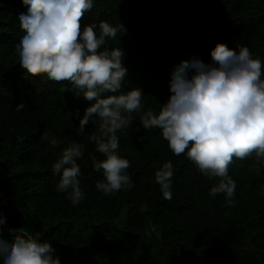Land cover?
I'll return each instance as SVG.
<instances>
[{
    "label": "trees",
    "instance_id": "obj_1",
    "mask_svg": "<svg viewBox=\"0 0 264 264\" xmlns=\"http://www.w3.org/2000/svg\"><path fill=\"white\" fill-rule=\"evenodd\" d=\"M22 0H0V212L8 229L25 230L54 248L61 264H264V161L234 160L230 206L218 182L199 172L185 155L175 156L157 129H145L137 115L118 131V154L130 161V189L105 195L96 183L103 159L93 142L78 135L79 117L92 102L66 83L22 69L15 45L24 34ZM121 23L126 32L111 43L123 50L125 90L144 92L143 111H159L182 60L213 63L217 43L249 48L264 67V0H94L83 24ZM120 37V39H119ZM111 47V45H110ZM24 104L17 111V106ZM79 111V117L76 115ZM86 131L91 133L90 123ZM47 132L56 147L41 139ZM72 142L84 145L78 158L84 199L73 205L57 191L52 166ZM171 161L170 200L155 171Z\"/></svg>",
    "mask_w": 264,
    "mask_h": 264
},
{
    "label": "clouds",
    "instance_id": "obj_2",
    "mask_svg": "<svg viewBox=\"0 0 264 264\" xmlns=\"http://www.w3.org/2000/svg\"><path fill=\"white\" fill-rule=\"evenodd\" d=\"M27 13L19 17L23 31L15 51L20 67L27 73L46 75L57 83H66L71 91L92 103L79 111L78 135L93 142L103 159L92 156V166L102 171L96 188L105 195L130 189L127 170L130 161L118 154V131L129 129L139 116L145 129H157L175 156L185 155L199 170L218 182L211 195L223 194L231 206L236 184L229 175L234 160L255 157L264 161V67L249 48L237 52L224 43L211 50L213 63L199 58L182 60L172 73L168 100L159 111H143L144 92L138 86L125 90L127 68L123 50L113 46L123 24L113 26L100 21L83 24L94 0H22ZM120 39V37H119ZM111 45V47H110ZM24 104L17 106V111ZM91 133L86 131L89 124ZM41 139L56 147L58 139L47 132ZM84 145L72 142L63 149L52 166L59 175L57 191L65 193L75 206L84 199L80 187ZM155 181L166 200L172 198L173 164L165 161L155 171ZM0 212V264H61L47 241L30 235L24 227L9 228Z\"/></svg>",
    "mask_w": 264,
    "mask_h": 264
}]
</instances>
